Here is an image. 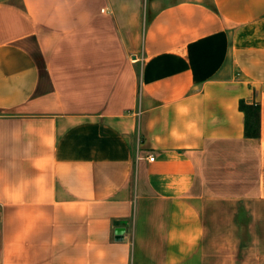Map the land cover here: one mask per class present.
Masks as SVG:
<instances>
[{
  "label": "crops",
  "instance_id": "crops-1",
  "mask_svg": "<svg viewBox=\"0 0 264 264\" xmlns=\"http://www.w3.org/2000/svg\"><path fill=\"white\" fill-rule=\"evenodd\" d=\"M216 242L264 264V0H0V264Z\"/></svg>",
  "mask_w": 264,
  "mask_h": 264
},
{
  "label": "trees",
  "instance_id": "trees-1",
  "mask_svg": "<svg viewBox=\"0 0 264 264\" xmlns=\"http://www.w3.org/2000/svg\"><path fill=\"white\" fill-rule=\"evenodd\" d=\"M240 107L245 111V132L249 136L260 135L261 108L257 102H248L244 98L240 100Z\"/></svg>",
  "mask_w": 264,
  "mask_h": 264
},
{
  "label": "rangeland",
  "instance_id": "rangeland-1",
  "mask_svg": "<svg viewBox=\"0 0 264 264\" xmlns=\"http://www.w3.org/2000/svg\"><path fill=\"white\" fill-rule=\"evenodd\" d=\"M31 46H32V43H31ZM210 250H211V248H210ZM213 250H214V253L217 255L219 253H225L227 256V261H225L223 263H216V264H257V262H255L253 260H248V261L241 260L245 257V255L242 254L241 251H239L236 246L235 247H227V246L225 247L222 245V243L216 242ZM212 251H210V253ZM247 258L251 259V258H253V256L247 255Z\"/></svg>",
  "mask_w": 264,
  "mask_h": 264
},
{
  "label": "water",
  "instance_id": "water-1",
  "mask_svg": "<svg viewBox=\"0 0 264 264\" xmlns=\"http://www.w3.org/2000/svg\"><path fill=\"white\" fill-rule=\"evenodd\" d=\"M122 231H123V227L117 229V232H118V233H121ZM121 236H122V235H120V237H121Z\"/></svg>",
  "mask_w": 264,
  "mask_h": 264
},
{
  "label": "built area",
  "instance_id": "built-area-1",
  "mask_svg": "<svg viewBox=\"0 0 264 264\" xmlns=\"http://www.w3.org/2000/svg\"><path fill=\"white\" fill-rule=\"evenodd\" d=\"M154 158H155V156H154V155H152V154H151V155H149V159H150V160H153Z\"/></svg>",
  "mask_w": 264,
  "mask_h": 264
}]
</instances>
